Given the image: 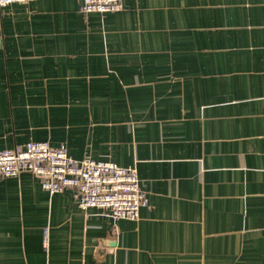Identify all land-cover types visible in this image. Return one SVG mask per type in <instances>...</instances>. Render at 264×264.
Instances as JSON below:
<instances>
[{"label":"crops","instance_id":"obj_1","mask_svg":"<svg viewBox=\"0 0 264 264\" xmlns=\"http://www.w3.org/2000/svg\"><path fill=\"white\" fill-rule=\"evenodd\" d=\"M80 1L2 7L0 149L133 165L148 200L0 177V264H264V0Z\"/></svg>","mask_w":264,"mask_h":264},{"label":"built area","instance_id":"obj_2","mask_svg":"<svg viewBox=\"0 0 264 264\" xmlns=\"http://www.w3.org/2000/svg\"><path fill=\"white\" fill-rule=\"evenodd\" d=\"M12 1L30 0H0V18L2 7ZM122 4V0H81L80 10L103 13L120 9ZM23 171L38 177L41 186L50 193L72 189L79 208L94 206L112 219H137L139 208L148 200L133 165L75 158L64 146L50 145L47 140H29L22 145L0 149V177ZM46 244L47 229H44L45 247Z\"/></svg>","mask_w":264,"mask_h":264}]
</instances>
